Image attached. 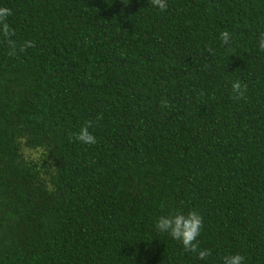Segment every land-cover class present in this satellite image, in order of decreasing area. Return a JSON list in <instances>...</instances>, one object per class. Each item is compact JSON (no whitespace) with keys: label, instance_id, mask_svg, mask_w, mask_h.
Listing matches in <instances>:
<instances>
[{"label":"trees","instance_id":"obj_1","mask_svg":"<svg viewBox=\"0 0 264 264\" xmlns=\"http://www.w3.org/2000/svg\"><path fill=\"white\" fill-rule=\"evenodd\" d=\"M167 4L0 0V264H264V0ZM193 210L203 260L156 229Z\"/></svg>","mask_w":264,"mask_h":264},{"label":"clouds","instance_id":"obj_2","mask_svg":"<svg viewBox=\"0 0 264 264\" xmlns=\"http://www.w3.org/2000/svg\"><path fill=\"white\" fill-rule=\"evenodd\" d=\"M151 4L161 11L167 9V0H151ZM12 15V10L8 7H0V36H2L6 43L9 45V54H16V41L12 39L15 32L9 25L8 18ZM221 42L224 45H229L231 42V34L228 30H224L220 33ZM35 42L28 40L21 45V50L27 48H34ZM259 49L264 51V35H261L259 42ZM209 52L214 53V49L208 48ZM233 99L239 100L245 97L247 92V84H242L239 80L232 82L231 85ZM99 119V118H98ZM93 126L91 120L87 121L84 126L81 127L79 132L75 133V139L79 142L87 145H94L97 143L96 136L89 130ZM204 226L202 215L193 210L187 214L177 213L174 215L160 216L156 221V229L160 233H166L173 239L182 243L186 252H192L203 260L212 255L211 250L201 249L199 247V236ZM245 257L240 254H230L223 258V264H244Z\"/></svg>","mask_w":264,"mask_h":264}]
</instances>
